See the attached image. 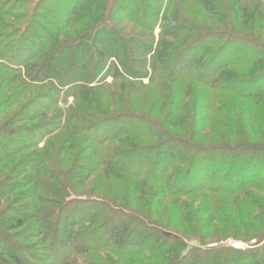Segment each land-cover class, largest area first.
I'll list each match as a JSON object with an SVG mask.
<instances>
[{"label": "trees", "instance_id": "trees-1", "mask_svg": "<svg viewBox=\"0 0 264 264\" xmlns=\"http://www.w3.org/2000/svg\"><path fill=\"white\" fill-rule=\"evenodd\" d=\"M65 8L45 41L19 34L4 60L19 79L24 65L28 87L94 95L85 103L98 116L74 130L83 143L105 134L94 175L108 187L83 207L67 205V187L40 170L38 144L53 130L38 113L50 110L43 99L57 104L54 96L20 103L21 91L6 95L0 117L8 103L19 107L0 124V229L22 217L29 224L20 235L36 225L29 238L38 241L20 245L0 231V264H37L35 251L57 260L71 246L74 256L110 248L137 264H264V0H75ZM119 14L131 26L118 27ZM55 19L81 24L59 43ZM21 194L32 214L14 205Z\"/></svg>", "mask_w": 264, "mask_h": 264}, {"label": "rangeland", "instance_id": "rangeland-1", "mask_svg": "<svg viewBox=\"0 0 264 264\" xmlns=\"http://www.w3.org/2000/svg\"><path fill=\"white\" fill-rule=\"evenodd\" d=\"M74 1L75 0H0V56L4 57H2L3 59L0 60V85L1 80L3 79L4 82H7L5 85L6 87L0 91V100H4V97H7L6 95L8 94L13 95L15 91L16 93L19 91L22 92V97L19 101L20 103L27 101L28 98L32 96V94H39L41 97L42 95H49V97L54 96V100L57 102V104L51 106L52 101L43 99V101L47 103L46 107L50 110H45L42 107L38 113L45 114V118L49 120L50 123H52L48 129L53 130L52 134L43 138L38 144V148L41 150L39 152V156H44L43 165L40 167V170H46L49 172L51 176V183L54 185V187H58L60 182L62 188L63 186L67 187L66 192L71 194L67 199V205L71 206V208H80L83 207L84 204H87L86 202H88V200L95 201L99 199V197H102V191L105 192V189L108 187L107 183H104L105 181L97 179L95 177L96 174L94 175V170L96 168V154H100V151L102 150L99 144L100 142H103V137L105 134L102 135L103 132L95 131L92 140L95 143L91 144L87 139H84L83 143L82 138L84 133H81L82 135L80 133L77 134L76 130H74L75 126H86V123L92 122V116H98L97 113L94 115L92 112L93 110L86 108L85 103L87 98L93 99L94 95L84 92L79 95L77 94L75 98L74 93L73 96L65 99L64 91L67 88H64L62 92L55 91L56 89L54 90L49 86H43L45 82L32 83L31 87H28L27 85L31 84V82L29 81V78L24 76L27 73L24 65L19 66L21 68V75L19 79L18 75H16L18 71L15 72V70L13 71V68L12 70L10 69L11 67L8 68L9 65L4 60L7 57V48L9 50L8 52L12 51V49L6 45L15 42L19 34H21L19 39L25 38V41L27 42H37L38 40L36 41L35 38L36 35L40 37L39 41H45L46 39H43V34L45 35L47 31L53 29L50 28V23L52 22L51 17H60L61 12L66 9L65 7H67V2ZM123 17L124 16L122 14L117 15L118 21L120 20L119 23H117V26H131L129 22H126L125 19H123ZM64 21H66L65 17ZM55 23L56 19L53 25H55ZM60 23L61 22L57 21L55 25V28H57L56 30L58 32L55 34L58 37L59 43L64 42L65 36L72 35L73 31H78V25L81 24L79 21H71L67 25H65L66 22ZM28 27H30L31 30H28L30 29ZM157 34L158 29L155 32L156 36ZM3 48H5V53H1ZM40 49L43 50L42 47H40L39 50ZM42 56H40V58ZM105 82L109 85H105L104 89L110 86L111 89L113 88L112 83L110 85L111 80L109 78L106 79ZM144 83H147V81L145 80ZM16 88H18V90H16ZM110 88L107 90L108 92H110ZM117 90L118 88H116V91ZM105 91L106 90L102 91V97L104 99L101 100L103 102V106L105 107L104 111H106V108H108L107 105L110 107L111 103V101L107 98ZM11 100L12 99H10L8 102H12ZM10 105L8 103V107H6L7 109L5 108V113L0 117V124L9 117L10 113L16 111L19 107V104H15L14 106ZM116 109H118V107H116ZM41 122L44 121L39 118L34 124H39ZM45 142L48 144L46 145ZM102 148H104V146ZM109 150L111 149L106 148L103 151ZM94 153L95 159L92 161V155H94ZM39 156L37 154L35 157ZM79 169H83L84 172L81 173ZM72 173L75 174L76 179L72 177ZM57 174L61 175V179L56 180L54 178V176ZM80 174H82V177L81 179H78L80 178ZM21 190L23 194H26L24 193L25 189H23V187ZM23 194H21V196L15 200L16 204L14 205L18 206L21 204L22 212H25L26 215L32 214L30 213L31 211L28 210V197H26L27 195ZM120 194H122V191ZM123 195L124 194H122L121 197H123ZM47 198L53 199V196L49 195ZM2 201H0V204ZM79 217H81V215H79ZM77 219L80 220L81 224H83L81 219L76 218V220ZM76 220L74 221L72 227L76 226L74 225L76 222H79ZM80 222L78 224H80ZM6 224L7 222L3 223L0 231H5V234L11 237L12 242L25 245L38 241V239L29 238L32 236V234H37L38 228L36 225V229H30L28 233L20 235L19 230H22L21 228L26 229V225L29 224V221H25L24 218L20 217L13 219L8 223L10 224V227H7ZM26 235L28 236L26 237ZM191 244L195 243L193 242ZM226 244L232 248L243 249L246 247L244 244L233 241H227ZM70 248L73 250L72 246ZM71 249H68L69 251L66 257H61L57 260L50 258L44 259V255H41L35 251L33 254H36L38 258H35V260L40 261L36 262L33 259L34 261L32 262H36L37 264H72L73 260L76 259L75 264H130V261H132L134 264H137L139 261L137 258L130 259L122 257L119 253L113 252L110 248H105L96 253L88 252L79 254L78 256L72 255ZM22 252L23 251L21 250L20 253H18V257L24 256ZM28 259L30 260L31 257H28Z\"/></svg>", "mask_w": 264, "mask_h": 264}]
</instances>
